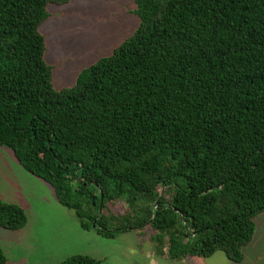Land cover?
Instances as JSON below:
<instances>
[{
    "label": "trees",
    "instance_id": "16d2710c",
    "mask_svg": "<svg viewBox=\"0 0 264 264\" xmlns=\"http://www.w3.org/2000/svg\"><path fill=\"white\" fill-rule=\"evenodd\" d=\"M69 1L0 0V147L84 230L240 262L264 213V0H133L134 32L54 89L39 26ZM25 223L0 199L1 228Z\"/></svg>",
    "mask_w": 264,
    "mask_h": 264
},
{
    "label": "rangeland",
    "instance_id": "374dc122",
    "mask_svg": "<svg viewBox=\"0 0 264 264\" xmlns=\"http://www.w3.org/2000/svg\"><path fill=\"white\" fill-rule=\"evenodd\" d=\"M133 0H70L48 4L39 26L44 37L43 59L51 66L54 89L70 87L77 73L110 54L136 29ZM0 199L18 204L26 223L17 230L0 227V248L8 264H56L71 254L99 258V264H264V213L253 217L251 240L241 247V262L229 261L221 251L207 257H159L144 235L133 230L105 238L79 227L72 210L60 205L51 187L26 173L11 153L0 147Z\"/></svg>",
    "mask_w": 264,
    "mask_h": 264
},
{
    "label": "crops",
    "instance_id": "0c3cea01",
    "mask_svg": "<svg viewBox=\"0 0 264 264\" xmlns=\"http://www.w3.org/2000/svg\"><path fill=\"white\" fill-rule=\"evenodd\" d=\"M241 262V261H240Z\"/></svg>",
    "mask_w": 264,
    "mask_h": 264
}]
</instances>
